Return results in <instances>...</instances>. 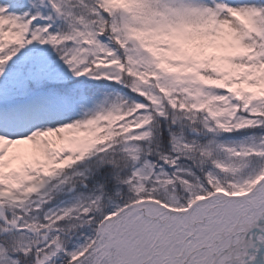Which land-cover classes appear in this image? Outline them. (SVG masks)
Returning a JSON list of instances; mask_svg holds the SVG:
<instances>
[{"label": "snow or ice", "instance_id": "snow-or-ice-1", "mask_svg": "<svg viewBox=\"0 0 264 264\" xmlns=\"http://www.w3.org/2000/svg\"><path fill=\"white\" fill-rule=\"evenodd\" d=\"M0 264H264V0H0Z\"/></svg>", "mask_w": 264, "mask_h": 264}]
</instances>
